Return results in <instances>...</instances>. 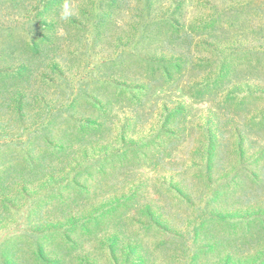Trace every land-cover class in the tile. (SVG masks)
Returning <instances> with one entry per match:
<instances>
[{
  "label": "rangeland",
  "instance_id": "1",
  "mask_svg": "<svg viewBox=\"0 0 264 264\" xmlns=\"http://www.w3.org/2000/svg\"><path fill=\"white\" fill-rule=\"evenodd\" d=\"M14 70L0 264H264V0H0Z\"/></svg>",
  "mask_w": 264,
  "mask_h": 264
},
{
  "label": "clouds",
  "instance_id": "2",
  "mask_svg": "<svg viewBox=\"0 0 264 264\" xmlns=\"http://www.w3.org/2000/svg\"><path fill=\"white\" fill-rule=\"evenodd\" d=\"M71 11L68 9V6L65 4L62 13H61V18L62 19H67L71 15Z\"/></svg>",
  "mask_w": 264,
  "mask_h": 264
},
{
  "label": "trees",
  "instance_id": "3",
  "mask_svg": "<svg viewBox=\"0 0 264 264\" xmlns=\"http://www.w3.org/2000/svg\"><path fill=\"white\" fill-rule=\"evenodd\" d=\"M8 71V70H7ZM7 71H5V72H3V73H0V76H7V75H12V74H16V73H18L20 70H14V72L12 73V72H7Z\"/></svg>",
  "mask_w": 264,
  "mask_h": 264
}]
</instances>
